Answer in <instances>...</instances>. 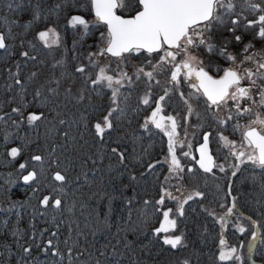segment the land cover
Masks as SVG:
<instances>
[{"label":"trees","instance_id":"16d2710c","mask_svg":"<svg viewBox=\"0 0 264 264\" xmlns=\"http://www.w3.org/2000/svg\"><path fill=\"white\" fill-rule=\"evenodd\" d=\"M36 4L42 18L25 28ZM85 4L94 16L90 0ZM80 12L78 0H0V18L7 20L0 19L7 45L0 49V264H235L219 260L224 247L240 248L242 241L247 247L257 227L264 236V170L245 163L235 176H221L196 165V178H191L193 166L185 168L184 185L192 184V191L203 195L185 203L176 218L172 236L179 232L182 244H165L162 232L155 230L161 228L164 208L172 207L165 198L156 203L173 174L164 159L168 137L150 123L144 127L151 111L139 100L137 86L113 113V127L103 136L97 133L94 125L110 110L109 95L76 71L90 66L86 48L97 33L82 37L70 24ZM50 27L61 36L53 47L38 38ZM248 30L241 29L245 35ZM54 80L61 82L55 95L49 91L57 87ZM69 87L71 94L65 91ZM82 90L86 99L78 103L73 94ZM31 113L43 117L29 123ZM12 148H19V155L11 156ZM114 148L125 154L123 164ZM37 155L42 161L32 159ZM21 164L26 168L20 169ZM31 171L36 179L25 182L23 176ZM57 172L64 181L54 179ZM47 194L60 199V206L42 204ZM222 197L225 203L220 204ZM233 197L237 207L232 215L257 222L244 234L230 216L222 227L214 213L223 205L226 213ZM245 252L246 264H264V244L257 242L251 253Z\"/></svg>","mask_w":264,"mask_h":264},{"label":"snow or ice","instance_id":"6c2138e0","mask_svg":"<svg viewBox=\"0 0 264 264\" xmlns=\"http://www.w3.org/2000/svg\"><path fill=\"white\" fill-rule=\"evenodd\" d=\"M136 3L140 5V10L136 12L134 16L125 18L124 16L117 15V9H125V0H91L92 7L95 12V16L98 21H102L107 25V34H101V39L106 41V45L98 53H90L89 64L95 66L96 61L93 57L110 53L112 56L120 58L123 62L125 54L139 53L142 49L146 50L149 54L153 52H162L160 60L157 64L153 65L151 61H148V67L152 70L145 71L144 67L138 68L136 72V78L146 77L149 81L148 87L151 89V81L155 80V74L161 70L162 65H170V80L172 84H178L180 82L181 74L186 81H190L189 87L194 90L192 95L206 98V103L209 108L215 107L216 109L225 108L230 112L228 120L236 119L237 121L243 115H250L252 118L248 120L245 125H240L238 122L233 126V131L241 130V140L239 142L232 141L228 137L223 136L222 133H218V139L222 141V147L226 148L230 155L234 156L239 164H230L234 171L232 175L235 176L237 171L240 170V164L251 163L254 168L264 170V49L256 52L250 51L254 48V45L249 42L244 45L243 59L237 61L236 55L228 51V45L232 42L225 39L223 46H217L212 42V37L209 35L213 31V26L216 24L223 25L225 23V17H232L235 14L236 4L234 0H136ZM248 9L259 12V15L255 20H247L244 23L245 29L255 27L256 37L264 39V6L254 3L253 0H244ZM11 7V5H9ZM19 7V5H17ZM59 8V5L53 9H49L51 14ZM42 18V10L39 4H36L32 19L27 21L24 25L25 28L31 27V25ZM243 18L241 14H235L231 19V27L228 31L233 34L235 42L240 43L242 36L235 35L236 30L240 27V21ZM5 19L6 18H0ZM17 23V21H13ZM70 24L75 27L76 25H82L85 32L88 29V21L81 16H73L70 20ZM52 33H55L54 28H50L38 33V38L48 44V37ZM254 37V38H256ZM57 42V41H53ZM203 46L205 50L211 54L216 53L220 57L230 62L229 67L221 69L216 67L217 73L223 71V75L214 77L205 68L203 60L195 54V49ZM5 34L0 33V49L6 48ZM27 57L28 53H22ZM183 56V59L177 61L178 56ZM33 59H35L33 57ZM245 62H251L255 65V71L252 68H242ZM80 74H85V66H80L76 69ZM108 67H101L96 76V79H91L90 74L86 76V80L92 85L99 87L104 86L106 81V87L112 89L111 100L116 107L111 108L108 114L103 118V126L100 122H97L94 127L100 136H103L106 129L113 127L112 120L110 119L114 112L119 108L117 103L121 96L120 88L114 87L115 85H122L124 80L129 83L132 81V77L126 72L120 71L119 78L113 75L107 74ZM32 75H35L33 73ZM247 81V83H245ZM57 87L50 88L49 91L54 95L57 94V88L60 86V80L53 81ZM16 83H20L19 80ZM159 83V81H156ZM66 93L71 94V87L67 88ZM95 91V89H94ZM170 89L165 90V94L160 96L156 101V108L152 111L151 116L146 121L144 127L147 128L148 123L151 122L157 129L162 130L168 137V150L169 157L165 158V162L170 164L171 173L175 174L177 179H182L181 173L184 171V167L181 164L180 157L176 155V148L184 146V141L180 140L177 132L178 121L173 116L161 115L162 107L161 102L165 100ZM37 95H41L37 92ZM183 96V93H181ZM151 93H146L142 99V103L147 105L150 103ZM75 99L79 103L86 99L84 91L82 90ZM187 102V101H186ZM229 102H232L231 108H229ZM20 108L13 109V112L19 113ZM194 110L189 105L187 116H191ZM187 116L185 119H187ZM43 114L37 115L31 113L28 115L27 120L29 123L40 120ZM0 119H3L0 117ZM167 121V123H165ZM64 121H61L63 123ZM227 120H220L219 123L225 124ZM15 123V122H14ZM211 133H207L203 136V143L199 146V159L193 156L192 159L196 160L199 167L205 172H212L214 167H218L220 171H225L224 165L217 164L214 157L211 155L209 148V136ZM7 134L5 139H7ZM239 145V147H237ZM190 147V145H189ZM19 148H12L10 154L16 157L20 153ZM115 155L119 156V162L124 163L125 154L119 152L117 149H112ZM190 152H183L182 156H190ZM33 160L42 161L43 157L33 156ZM159 163V161L157 162ZM149 169L154 168L155 165L149 164ZM26 164H21L20 169H25ZM189 172L193 169L189 168ZM37 173L35 171L29 172L23 176L25 182L33 181L36 179ZM255 179V175L252 177ZM54 179L57 181H64L65 176L59 172L55 173ZM135 180L136 177H131ZM179 191V189H177ZM163 195L156 203L158 205L164 203V197L168 196L173 200H177L178 208L177 213L183 215V205L189 200H192L194 196H202L199 191L192 194H188L185 199L179 200L178 197L168 192L167 189L163 190ZM42 204L47 205L49 203V197H44L41 201ZM129 203H131L129 201ZM145 203H148L145 201ZM61 204L60 199L54 201V206L59 207ZM237 207L236 197L232 198L231 207L227 208L224 216L219 219L222 222V227L227 222V218L233 214V210ZM172 209H168L163 212L164 224L161 228L156 229L157 233L168 231V226L175 227L176 221L169 219ZM251 221V218H247ZM253 225L257 222L251 221ZM241 233H244L246 229L242 226L238 227ZM19 229L13 232V235H17ZM182 236H165L164 243L171 245L173 248L182 244ZM259 242L264 244V236L261 235L259 228L252 232L251 239L249 240V252ZM48 244L51 245L52 241L49 240ZM221 245H226V241L221 239ZM25 253L30 252V248H23ZM47 251V249H45ZM238 249L236 247H230L227 252L221 251L219 260H235L238 264H243V257L237 255ZM58 254V253H57ZM184 264H188L187 261Z\"/></svg>","mask_w":264,"mask_h":264},{"label":"rangeland","instance_id":"374dc122","mask_svg":"<svg viewBox=\"0 0 264 264\" xmlns=\"http://www.w3.org/2000/svg\"><path fill=\"white\" fill-rule=\"evenodd\" d=\"M78 1H79V7L81 9L80 14H82L85 17V20L88 21V29L85 32V29L82 25H76L75 28L80 32V34H82L81 35L82 37H86L91 35V33L97 32L94 33L93 39L92 37H90V40L91 39L92 40L89 42L88 47L86 48V56L88 58L87 62H89L90 53H98L100 52L101 49L105 47L106 41L101 39V34L103 33L106 35L108 30L107 28H104V24L101 23L102 25H99V22L96 19H94V16H91L90 11L88 10V8H86V4H85V2H89V0H78ZM234 2L236 4L235 14L242 13L243 16V18L240 21V27L236 30L235 33V35L242 36V41L240 43L235 42L233 38V34L228 31V28L232 26L231 19L234 18L235 14L232 17L226 16L225 23L223 25H219V24L214 25L213 31L209 33V35H211L212 37V42L215 43L217 46H223L225 39L232 41L228 45V51L235 54L237 61H240L241 59H243L244 53L242 50L245 44L251 42L254 45V48L251 49L250 51L256 52L258 50L264 49V39L254 38L256 37L257 30L248 31L249 33L253 32V34L250 35V38L248 32L246 33V35L243 34L244 32L241 31L242 27H244L243 22L244 21L246 22L247 20H255L259 15V12L258 11L253 12L249 10L247 5L244 3V0H234ZM253 2L264 6V0H253ZM125 4L126 7L122 11L130 12V10L134 9V6H136L135 4L137 3L136 0H125ZM247 16L250 17L246 18ZM50 28H54V27H50ZM55 33L57 35H53L52 33H50L48 37V44H45V42L42 40L41 41L47 47H53L59 45L61 36L56 29H55ZM53 41H57V42H53ZM235 46L238 47L234 48ZM195 54H197L203 60L204 66L207 70L216 71L217 66L220 67L221 69H224L229 67L230 65L229 61L220 57L216 53L209 54L203 46L199 47L198 49H195ZM161 55L162 52H153L149 54L147 51L141 50L139 53H133L131 55L126 53L123 62H121L120 58L105 53L104 55L93 57V59L96 61V65L95 66L90 65L88 68L85 67V75L90 74L91 79H96L99 69L105 66L108 67L107 74L116 76L117 78H119V72L121 70L126 72L129 76L132 77L131 83H129L127 80H124L122 85L114 84V87L120 88L121 96L117 101L119 108L123 100H127L128 98H131L133 96L131 95L132 91L133 89H135V86H137L139 88V91L137 92L139 100L142 101L146 93H148L149 91L151 93L150 103L145 105L146 107H148V111L149 110L151 111L150 114L156 108V101L158 100V98L165 94L166 89H170L165 100L161 102V107H162L161 115L165 117L173 116L178 121V128H177V132L179 134L178 138L184 141V146L183 147H180L179 145L177 146L176 155L180 157L181 164L183 165L184 169L192 165L193 167H191V169H193V171L190 172L191 173L190 176L191 178H196V173L194 169L197 164H196V160L192 159V157L194 156L197 159L196 146L202 141L203 134L207 130H209V132L211 133L210 135L211 147L213 154L216 157V163L224 165L225 168V171L222 172L218 167H215L212 170V172H209V175L211 173L221 176H225L228 174L231 175V172H233L234 169L232 167H229V165L239 164V161L234 156L230 155L226 148L222 147V141L218 139V133H222L223 136L228 137L232 141L239 142L241 140L240 132L242 131V129L238 131H233V126L237 122L240 125H245L248 122V120L251 119L252 117L250 115H243L239 118L238 121L236 119L228 120L230 112L227 109L225 108L216 109L215 107L209 108L206 103V98L200 97L198 95L196 96L192 95L194 90L189 87L190 81H186L183 78V74H181L180 82L178 84L170 83L169 80H170L171 66L167 64L162 65L161 70L156 72L155 80L151 81V89L149 90L148 87L149 81L147 80V78L141 77L140 79H137L135 74L137 72V69L141 67H144L145 71L152 70L151 67L147 66L148 61H151V63L155 65L160 60ZM181 59H183L182 55L177 57V61ZM242 68H252L254 71L256 70L255 65L251 62H245L242 65ZM216 74H223V71H220L219 73ZM156 81H159V83H156ZM106 83L107 82L105 81L104 86L102 87L97 86V87H99V89H106L108 91V95H109L108 103L111 110V108L116 107V105L113 104L111 100L112 89L107 88ZM245 83H247V81H245ZM74 92L75 94H73V98H75L80 93L78 91H74ZM181 93H183V96H181ZM189 105L194 110V113L191 116H187ZM231 106H232V102H229V108H231ZM150 116L151 115H147L145 120L148 121V118ZM186 116L187 119H185ZM103 118L100 119V123L102 124V126H103ZM220 120H227L228 122L225 124H221L219 123ZM149 123L155 127L154 124H152L151 122ZM165 123H167V121H165ZM237 147H239V145H237ZM183 152H190L191 155L188 157H184L182 156ZM166 157H169V152L165 155L164 159ZM168 165L170 167L169 163ZM167 180L168 182L164 189H167L168 192L178 197L179 200H183L186 198L188 194L194 193V191H192L193 188L192 184H189L187 188L184 185L183 180L180 179L182 182V184H180L176 175L174 174L169 175ZM177 189H179V191ZM45 197H49L48 205H50V203L53 204L54 201L56 200V198L52 199L49 194L45 195ZM164 198L166 200L167 205L172 204V207L169 208L172 209V213H170L169 219H174L176 221V218H178L179 215L177 213V208H178L177 200H173L168 196H165ZM220 200H219L220 204L225 203L224 197H222ZM225 207L226 205L222 206L223 211H221V209L218 210V208L214 209V213L219 218L221 216H224ZM167 210L168 208H164L163 212ZM228 219L230 220V223H232V225L235 226L234 228H237V230L239 226L244 227L246 229L244 233L249 232L251 229H253L252 228L253 224L251 223V221H250L251 224L250 225L247 221H244L243 219L235 215H230ZM163 224H164V220L162 222V225ZM250 226L252 227L250 228ZM174 229L175 227L173 228L171 226H168L167 232L164 231L161 232L164 235V237L172 236L174 234L173 232ZM240 233L241 232L239 231V234ZM175 235H179V232H177ZM243 243H244L243 241L240 243L241 244L240 248L233 245L230 246L228 245L227 247H224L223 251L227 252L230 247H236L238 249L237 255L242 256L243 264H246L247 257L245 251L248 252L249 247L248 245L246 247V245ZM234 263L238 264V262L235 260Z\"/></svg>","mask_w":264,"mask_h":264},{"label":"water","instance_id":"95a60500","mask_svg":"<svg viewBox=\"0 0 264 264\" xmlns=\"http://www.w3.org/2000/svg\"><path fill=\"white\" fill-rule=\"evenodd\" d=\"M92 9H93V7H92ZM93 13H94V15H95V12H94V9H93ZM136 14V13H135ZM117 15H121V14H119V13H117ZM73 16H81V17H83L84 19H85V17L82 15V14H78V13H75ZM121 16H123V15H121ZM132 16H134V15H132ZM96 17V16H95ZM125 18H127V17H130V16H124ZM96 19H97V17H96ZM98 20V19H97ZM100 22H102V21H100ZM108 29V28H107ZM143 50V49H142ZM144 51H146V50H144ZM108 54H110V53H108ZM111 55V54H110ZM37 115H39V114H37ZM207 133H210L209 131H206L204 134H203V136L205 135V134H207ZM203 136H202V141L196 146V153H197V159L196 160H198L199 159V156H200V154H199V151H198V149H199V146L203 143ZM209 148H210V150H211V155L214 157V159H215V161H216V157H215V155L213 154V151H212V147H211V140H210V136H209ZM197 164V163H196ZM197 166L199 167V164H197ZM200 168V167H199ZM215 168V167H214ZM213 168V169H214ZM201 169V168H200ZM202 171H204L203 169H201ZM32 172V171H31ZM205 172V171H204ZM28 174V173H27ZM26 174V175H27ZM61 174V173H60ZM61 175H63V174H61Z\"/></svg>","mask_w":264,"mask_h":264},{"label":"flooded vegetation","instance_id":"af4514ba","mask_svg":"<svg viewBox=\"0 0 264 264\" xmlns=\"http://www.w3.org/2000/svg\"><path fill=\"white\" fill-rule=\"evenodd\" d=\"M136 6H134V9L133 10H130V12H127V11H122L121 9H117V13L123 15V16H132V15H135V13L140 10V5L139 4H135ZM93 12V11H92ZM94 14V13H93ZM95 17V15H94ZM252 30H257L255 27L251 28ZM249 31V30H248ZM247 31V32H248ZM238 46H235L234 48H236ZM207 70V69H206ZM211 75H213L214 77H217L220 76V75H223V74H216L217 72L214 70V71H211V70H207Z\"/></svg>","mask_w":264,"mask_h":264}]
</instances>
